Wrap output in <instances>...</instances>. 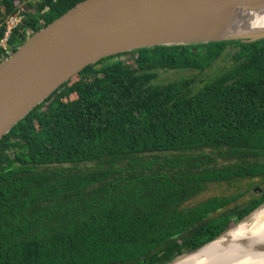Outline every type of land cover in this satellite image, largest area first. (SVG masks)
I'll list each match as a JSON object with an SVG mask.
<instances>
[{"label":"trees","instance_id":"obj_1","mask_svg":"<svg viewBox=\"0 0 264 264\" xmlns=\"http://www.w3.org/2000/svg\"><path fill=\"white\" fill-rule=\"evenodd\" d=\"M79 1L0 0V39L22 6L0 61ZM224 57L202 84L155 82ZM242 179L264 182V38L103 57L0 138V264H162L264 201L237 204L236 191L184 206L209 183Z\"/></svg>","mask_w":264,"mask_h":264},{"label":"water","instance_id":"obj_2","mask_svg":"<svg viewBox=\"0 0 264 264\" xmlns=\"http://www.w3.org/2000/svg\"><path fill=\"white\" fill-rule=\"evenodd\" d=\"M261 3L264 0L77 2L0 61V138L61 83L103 57L155 45L264 38V31L227 34L228 26L218 23L227 9ZM225 234L228 231L162 264H172Z\"/></svg>","mask_w":264,"mask_h":264},{"label":"bare ground","instance_id":"obj_3","mask_svg":"<svg viewBox=\"0 0 264 264\" xmlns=\"http://www.w3.org/2000/svg\"><path fill=\"white\" fill-rule=\"evenodd\" d=\"M226 33L264 31V3L234 7L220 13ZM172 264H264V205L225 234Z\"/></svg>","mask_w":264,"mask_h":264},{"label":"rangeland","instance_id":"obj_4","mask_svg":"<svg viewBox=\"0 0 264 264\" xmlns=\"http://www.w3.org/2000/svg\"><path fill=\"white\" fill-rule=\"evenodd\" d=\"M36 1V0H33ZM230 63L228 57H224L220 62L217 64H212V66L208 69L199 71V70H193L190 68L187 69H178V70H159L158 71V76L155 79V82H166V81H172L175 79H178L182 76H194L195 77V83L196 85L202 84V81H206L207 78L213 74L214 72H219L222 71L223 68L227 67L228 64ZM258 182V179L254 180H245L242 179L240 181L233 182L231 184H226L223 182L220 183H209L207 185V188L201 191L199 194H197L194 198L188 200L187 202L184 203V206H191L195 205L196 202H200L201 199L205 197H210V195H228L231 193H234L236 191H241L244 192L240 197H238L235 202L238 204L243 203L247 199L255 196L258 194L257 191H254V188H258L262 185H256V187H253L255 183ZM264 186V185H263ZM248 217V216H247ZM246 217V218H247ZM245 218V219H246ZM243 219V220H245ZM242 219L234 221L233 223L229 222V227L225 229L223 232H227L232 226L236 225L237 222L240 223L243 221ZM215 221V219L213 220Z\"/></svg>","mask_w":264,"mask_h":264},{"label":"built area","instance_id":"obj_5","mask_svg":"<svg viewBox=\"0 0 264 264\" xmlns=\"http://www.w3.org/2000/svg\"><path fill=\"white\" fill-rule=\"evenodd\" d=\"M21 8H22V6H20V8L17 9L12 14L8 15V17L6 18V30L4 32L3 37L0 39V45L3 47H5V45H6V39L9 36L11 29L14 26H16L22 18L21 11H20Z\"/></svg>","mask_w":264,"mask_h":264},{"label":"flooded vegetation","instance_id":"obj_6","mask_svg":"<svg viewBox=\"0 0 264 264\" xmlns=\"http://www.w3.org/2000/svg\"><path fill=\"white\" fill-rule=\"evenodd\" d=\"M258 185H262V186H260V187H258V188H254V191H257L259 195L264 194V186H263V185H264V182L261 183V184L259 183ZM258 194H257V195H258ZM210 196H213V195H210ZM255 196H256V195H255ZM255 196H253V197H255ZM205 198H207V197H205ZM205 198H203V199H205ZM203 199H201V200H203ZM249 199H250V198H249ZM249 199H247V200H249ZM247 200H246V201H247ZM244 202H245V201H244ZM244 202H243V203H244ZM196 203H197V202H196ZM196 203H195V205H196ZM237 204H238V203H237ZM241 204H242V203H241ZM232 205L235 206L236 203H231V204L229 203V204H227V206H232ZM227 206H226V207H227ZM223 211H224V210H223ZM216 213H220V210H217V211H214V212H213V214H216ZM211 214H212V213H211ZM211 214H209V215H211Z\"/></svg>","mask_w":264,"mask_h":264}]
</instances>
